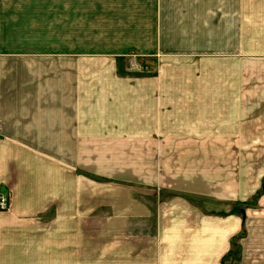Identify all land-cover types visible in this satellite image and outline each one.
Returning a JSON list of instances; mask_svg holds the SVG:
<instances>
[{"label":"crops","instance_id":"0c3cea01","mask_svg":"<svg viewBox=\"0 0 264 264\" xmlns=\"http://www.w3.org/2000/svg\"><path fill=\"white\" fill-rule=\"evenodd\" d=\"M108 1L93 43L0 35V264H264V0Z\"/></svg>","mask_w":264,"mask_h":264},{"label":"rangeland","instance_id":"374dc122","mask_svg":"<svg viewBox=\"0 0 264 264\" xmlns=\"http://www.w3.org/2000/svg\"><path fill=\"white\" fill-rule=\"evenodd\" d=\"M1 2L4 10L0 19L2 43L11 48L15 47L12 48L15 49L14 53L19 52L18 48L21 47L45 51L51 47L54 50L66 49L67 39H71V42H80L84 39L92 43L98 41L103 37L104 31L107 33V29H111L110 20L117 6L116 2L108 0H1ZM8 52L10 51L5 48L0 50L2 55ZM127 58L128 71L148 72L146 57L130 51ZM91 176L92 179L99 180L98 175L91 173ZM258 195L250 199L251 205L256 203ZM224 264H236V261L229 259Z\"/></svg>","mask_w":264,"mask_h":264},{"label":"trees","instance_id":"16d2710c","mask_svg":"<svg viewBox=\"0 0 264 264\" xmlns=\"http://www.w3.org/2000/svg\"><path fill=\"white\" fill-rule=\"evenodd\" d=\"M239 247H238V245L236 244V240L234 239V240H232V242H231V249L228 251V253H226L225 255H224V259L226 258H232L233 260H237L238 259V251H239V249H238ZM223 260V259H222Z\"/></svg>","mask_w":264,"mask_h":264},{"label":"built area","instance_id":"2783aa9c","mask_svg":"<svg viewBox=\"0 0 264 264\" xmlns=\"http://www.w3.org/2000/svg\"><path fill=\"white\" fill-rule=\"evenodd\" d=\"M9 204V197L7 193H0V209L7 208Z\"/></svg>","mask_w":264,"mask_h":264}]
</instances>
